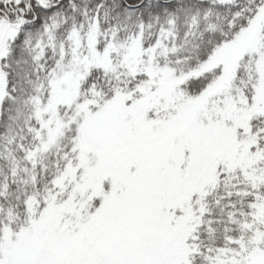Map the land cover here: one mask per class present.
Returning <instances> with one entry per match:
<instances>
[{
	"label": "snow or ice",
	"instance_id": "6c2138e0",
	"mask_svg": "<svg viewBox=\"0 0 264 264\" xmlns=\"http://www.w3.org/2000/svg\"><path fill=\"white\" fill-rule=\"evenodd\" d=\"M0 264H264V0H0Z\"/></svg>",
	"mask_w": 264,
	"mask_h": 264
}]
</instances>
